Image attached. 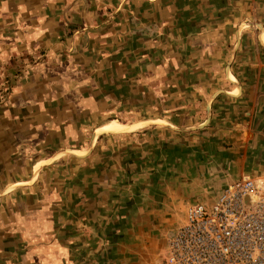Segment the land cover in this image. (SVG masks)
<instances>
[{"label":"crops","instance_id":"1","mask_svg":"<svg viewBox=\"0 0 264 264\" xmlns=\"http://www.w3.org/2000/svg\"><path fill=\"white\" fill-rule=\"evenodd\" d=\"M167 3L175 13L161 16L157 31L163 36L156 37L168 39L147 41V49L138 44L115 47L100 57L96 72L75 56L66 60L64 75L35 94L32 103L42 118L41 127L26 121L24 133L35 149L42 146L47 155L34 165L62 148L87 151L95 130L110 120L119 121L112 115L125 116L120 122L126 124L161 118L175 126H190L205 120L206 103L214 91L225 89L237 96L217 94L209 122L201 129L177 132L147 124L132 131L101 133L87 156L64 154L42 166L30 184L4 192L13 183L28 182L34 165L27 179L6 184L0 190L4 192L0 235L7 241L17 235L24 248L35 245V264H76V245L85 244L95 249L85 248V258L77 264H154L165 253L169 232L183 222L187 204L209 203L243 174L264 176V46L254 26L240 30L230 65L240 92L224 73L236 42L237 27L230 40L231 23L257 3L264 35V0ZM32 31L36 37H49L51 44L60 37L53 29ZM54 45L31 42V48L44 52L40 62L48 58L52 64L59 52ZM81 63L86 72L78 70ZM168 132L177 139L166 136ZM108 229L113 232L103 240L101 231ZM3 259L0 262L9 261Z\"/></svg>","mask_w":264,"mask_h":264},{"label":"rangeland","instance_id":"2","mask_svg":"<svg viewBox=\"0 0 264 264\" xmlns=\"http://www.w3.org/2000/svg\"><path fill=\"white\" fill-rule=\"evenodd\" d=\"M150 1H155L160 6L148 5L144 0H4L5 4H0V15L4 16V19L0 20V190L12 181L27 179L34 163L40 157L47 155L45 148L40 146L35 149L26 138L29 135L24 133L28 130L26 121H30L31 125H37L38 128L41 127L42 118L37 115V106L32 102L35 101L37 92L50 88L51 79L65 74L66 60L73 61L76 56L78 62L88 61L93 69L99 65L100 57L105 53L113 52L115 47H133L138 44L140 48L147 49V41L154 42L158 38L168 39L156 36H163V32L158 34L157 31V28L161 27L159 24L161 16L169 12L175 13V9L167 3L171 0H167L165 4H163L164 0ZM146 15L151 19H147ZM254 16L256 20L251 22H261L258 20L262 15L257 3L248 6L246 15H241L231 23V42L236 25H239L243 18ZM33 27L53 29L60 34V37L52 42L59 51L54 55L53 64L48 62L47 57L44 62H40L44 52L39 48H31L32 41L39 42L41 46H53L49 37H36L37 35L32 31ZM253 28L257 29L256 26ZM262 39L264 41V36ZM77 50L81 53H77ZM79 66L78 70L87 71L82 63ZM61 68H64L63 73L60 72ZM93 70L99 71V69ZM217 72L219 74L222 72V66ZM26 100H29L27 105ZM112 117L119 121L126 119L125 116L120 115H112ZM103 126L102 129L105 131H120L111 125ZM165 135L172 140L178 137L173 132ZM61 151V156L67 154L64 150ZM32 172H36V167ZM12 186L13 184L6 189V192L13 189ZM10 198H16V193L14 192ZM9 202L11 203L10 199ZM3 205L4 199L0 201V209ZM11 219L16 221L13 215ZM2 220L3 214H0V222ZM112 232L110 229L101 231L102 239L109 237ZM80 236L86 237L83 233ZM0 247H3L0 248V257L3 259L4 254L3 260H9L0 264L36 263V257L33 256L35 245H27L24 248L17 235L15 239L9 241L3 240L0 235ZM76 247H78L77 250L75 249L76 264L84 260L83 253L88 251H85V248L95 249V246L88 244L76 245ZM26 254L30 258L25 256ZM25 257L28 259L26 260ZM88 262L94 264L95 261Z\"/></svg>","mask_w":264,"mask_h":264},{"label":"built area","instance_id":"3","mask_svg":"<svg viewBox=\"0 0 264 264\" xmlns=\"http://www.w3.org/2000/svg\"><path fill=\"white\" fill-rule=\"evenodd\" d=\"M154 264H264V176L243 174L186 205Z\"/></svg>","mask_w":264,"mask_h":264},{"label":"water","instance_id":"4","mask_svg":"<svg viewBox=\"0 0 264 264\" xmlns=\"http://www.w3.org/2000/svg\"><path fill=\"white\" fill-rule=\"evenodd\" d=\"M253 25L257 27V30H258L257 38H258L259 43L262 46H264V41L261 39V34L263 33V25H262V23H260V22H251V21H248V20H243L237 26V29H236V32H235L236 42H235V45H234L233 49L231 50V52L229 54V57H228V60H227L226 66H225V70H224L225 77L230 82H232L239 89V92H240V84L237 81H233V80H231L229 78V75H230V73H229L230 65H231V62H232V58H233V56H234V54H235V52H236V50H237V48L239 46V43H240V30L242 28H244V27L253 26ZM219 93H224V94H228V95H232V96H237V95L231 94L229 91H227L225 89H218V90L214 91L210 95V97L208 98V100H207V103H206V118L201 123L194 124V125H190V126L179 127V126L172 125V124L166 122L165 120H163L161 118H146V119H143V120L159 121L161 125L166 126L167 128H169L171 130H174V131H177V132L194 131V130L201 129V128H203L204 126H206L208 124L209 119H210V115H211V103H212L213 99L215 98V96L217 94H219ZM148 124H157V123H155V122H149ZM130 125H131V123L130 124H127L126 127H124L123 129H121L119 132L129 131V126ZM145 125H147V124H145ZM140 127H142V125L139 126V127H137V128H140ZM99 129H101V128H99ZM133 129H136V128H133ZM133 129H131V130H133ZM106 132H111V131L99 130V134L106 133ZM93 143H94V134L92 135V137L90 139V143H89L88 149L86 151V153H87L86 155H77V154H75L73 152V150L68 149V148H62L61 150H64L67 154H70L72 156H75V157H78V158H82V157L87 156L91 152V150L93 148ZM55 159L56 158H55V153H54L53 155H51L47 159V162L44 165H42V166H45V165L49 164L50 162H52ZM42 166L40 168H42ZM40 168L36 172H32L31 179L28 181L27 184H30L32 182V180L35 178V176L37 175V173L40 170ZM14 186L15 187H19V186H24V185H14ZM2 193H3V191L0 193V196L2 195Z\"/></svg>","mask_w":264,"mask_h":264},{"label":"bare ground","instance_id":"5","mask_svg":"<svg viewBox=\"0 0 264 264\" xmlns=\"http://www.w3.org/2000/svg\"><path fill=\"white\" fill-rule=\"evenodd\" d=\"M263 34H261V39L263 38ZM263 40V39H262ZM229 77L233 80V81H236V79L230 74L229 75ZM231 93V92H230ZM231 94H233V95H237V94H235V92H232ZM149 122H155V123H157V124H159V125H161L160 124V122L159 121H149V120H143V119H140V120H138V121H135V122H132L131 123V125L129 126V130H131V129H133V128H137L138 126L137 125H139V126H141V125H145V124H147V123H149ZM105 125H107V126H112L113 128H116L117 130H121V129H123L124 127H126V125L127 124H125V123H122V122H120V121H117V120H111V121H108V122H106L105 123ZM132 126V127H131ZM102 127L104 128V126H101V129H102ZM101 129H97L95 132H94V141H95V135L97 134H99V130H101ZM103 130V129H102ZM132 131V130H131ZM111 132H113V133H118L119 131H111ZM96 135V136H97ZM62 152V151H61ZM61 152L59 153H57V154H55V158H58V157H60L61 156ZM75 154H77V155H85V154H87L86 153V151L85 152H81V151H76V150H74L73 151ZM47 161L46 160H42V161H40V162H38L37 164H35L34 165V167H33V169H35V167H36V171L38 170V167H41L42 165H44L45 163H46ZM39 163H41L40 164V166H38V164ZM38 166V167H37ZM28 182H16V183H13V186L14 185H26ZM12 186V187H13ZM15 187V186H14ZM7 190H5L4 192H6ZM3 192V193H4Z\"/></svg>","mask_w":264,"mask_h":264}]
</instances>
